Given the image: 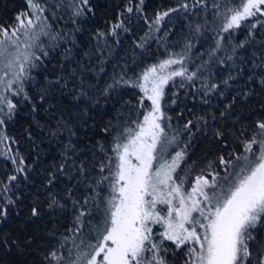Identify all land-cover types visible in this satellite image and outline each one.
I'll return each instance as SVG.
<instances>
[{
    "label": "trees",
    "instance_id": "1",
    "mask_svg": "<svg viewBox=\"0 0 264 264\" xmlns=\"http://www.w3.org/2000/svg\"><path fill=\"white\" fill-rule=\"evenodd\" d=\"M41 2L49 31L63 39L51 47L48 37H41L48 55L37 52L39 67L25 83L31 100L21 101L13 118L0 126V134L8 137L0 143V182L7 184L8 176L18 175L12 182L16 186L0 199V203L8 198L15 201L8 206L7 217H0V264H52L48 257L53 250L64 255L67 264L81 207L90 212L82 218L83 236L102 220L107 185L96 200L85 204V199L97 196L98 166L106 160L105 153L111 154L115 130L142 119L139 113L144 111L138 88L123 83L108 88L114 78L136 81L148 67L170 56L183 58V65H172L168 71L186 69L185 77H174L164 85L161 105L171 117L162 121L171 125L166 128L168 134L180 132L168 158L187 146V156L177 169L179 175L188 174L186 188L209 171L222 178L225 171L219 157L235 161V156L243 154L244 141L252 137L255 121L264 119V26L252 29V35L251 20L243 21L239 29L221 30L224 13L241 0H203L196 7L194 0H143V4L140 0H88L91 11L82 17L73 15L69 0L56 13L48 1ZM183 3H188L187 11L181 8ZM170 9L177 11H170L150 29L157 14ZM29 10L27 0H0V25L10 27L18 14ZM117 23L123 27L111 35ZM197 24L200 32L195 31ZM101 32L103 37L98 36ZM188 75H193L191 81ZM144 105L150 107V102L145 99ZM188 120L193 121L190 133L183 128ZM217 131L223 135L217 137ZM13 158L23 159L19 167L26 168V173H17ZM53 198L58 204L50 208ZM260 235L264 237V231ZM64 237L70 239L60 248ZM165 244L168 264L190 260L185 248ZM252 250L255 254L256 246Z\"/></svg>",
    "mask_w": 264,
    "mask_h": 264
},
{
    "label": "snow or ice",
    "instance_id": "2",
    "mask_svg": "<svg viewBox=\"0 0 264 264\" xmlns=\"http://www.w3.org/2000/svg\"><path fill=\"white\" fill-rule=\"evenodd\" d=\"M140 2L143 4V0ZM202 3L203 0H194L192 6ZM27 4L31 12L18 14L10 27L0 25V126L6 119L13 118L21 101L31 100L25 91V83L32 79V70L39 67L36 62L41 61L35 50L48 55L38 43L40 37H48L51 47L63 39L49 31L47 18L42 15L45 7L41 0H27ZM68 7L72 8L75 17L91 11L88 0H69ZM181 8L187 11L188 3L181 4ZM170 11L177 9L158 13L151 21L150 29L152 25H160ZM128 12H132L131 7ZM261 18H264V0H241L238 7H229L224 13L221 30L239 29L243 21L251 20L249 35H252V29L264 26ZM121 27L120 23L113 25L110 34L115 35L116 29ZM200 28L197 24L195 31L200 32ZM104 35L98 33L100 37ZM222 40L223 37L217 40V49ZM244 46V43L239 45L240 48ZM175 64L183 65V58L170 56L148 67L136 81L121 76L108 85L113 88L123 83L138 88L143 94L139 104L144 111L139 113L142 119L115 130L111 154L105 153L106 160L98 166L101 175L94 189L97 196L85 199V204L96 200L107 185L103 218L91 226L85 237L81 232L82 218L90 212L81 207L71 247L67 249V264H168L165 254L169 247L165 241L176 250L186 249L190 260L185 264H264V237L260 235L264 231V119L255 121V131L244 141L243 154L235 156V161L219 157L225 171L222 178L218 172L209 171L207 175L196 176L186 188L188 174L179 175L177 169L187 156V146L167 158L165 154L169 147L177 145L180 132L177 130L174 135H169L166 128H171L170 123H162L171 120L162 110L164 85L174 77H185L186 74V69L168 71ZM193 75L186 78L191 81ZM10 97L18 99L14 101ZM145 99L150 102V107H145ZM192 127V120L183 126L189 133ZM216 135L220 137L223 133L217 131ZM7 139L0 134V143ZM12 163L17 164V173L27 172L26 168L19 167L24 163L22 158L19 161L13 158ZM24 179H27L26 175ZM7 180V184L0 182V199L16 186L12 182L18 180V175H10ZM14 203L11 198L0 203V217L6 218L8 206ZM57 204L53 198L49 207ZM37 214L33 207L32 215ZM157 225L160 230L154 231ZM69 239L64 237L60 248H65ZM253 246H256L255 254ZM48 258L52 264H64L65 261V256L57 250H53Z\"/></svg>",
    "mask_w": 264,
    "mask_h": 264
},
{
    "label": "rangeland",
    "instance_id": "3",
    "mask_svg": "<svg viewBox=\"0 0 264 264\" xmlns=\"http://www.w3.org/2000/svg\"><path fill=\"white\" fill-rule=\"evenodd\" d=\"M46 1H48L47 2V6L50 8V9H53V12H60L59 11V8H60V6H61V4H62V2L64 1V0H45V2ZM29 12H31V10H29ZM43 15V14H42ZM41 37H43V36H41ZM41 37H40V40L38 41V43L40 44V41H41ZM40 50L39 49H36L35 50V53L37 54V52H39ZM174 147L175 146H173V147H169L168 148V150H167V152H166V157L168 158V156L171 154V152H172V149H174ZM194 180V179H193Z\"/></svg>",
    "mask_w": 264,
    "mask_h": 264
}]
</instances>
